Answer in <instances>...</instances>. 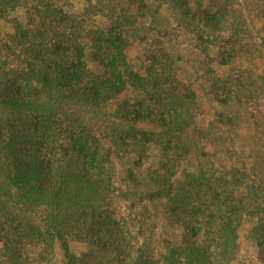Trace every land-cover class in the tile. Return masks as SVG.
<instances>
[{
	"label": "trees",
	"instance_id": "trees-1",
	"mask_svg": "<svg viewBox=\"0 0 264 264\" xmlns=\"http://www.w3.org/2000/svg\"><path fill=\"white\" fill-rule=\"evenodd\" d=\"M75 1L0 0V264L264 253V0Z\"/></svg>",
	"mask_w": 264,
	"mask_h": 264
},
{
	"label": "rangeland",
	"instance_id": "rangeland-1",
	"mask_svg": "<svg viewBox=\"0 0 264 264\" xmlns=\"http://www.w3.org/2000/svg\"><path fill=\"white\" fill-rule=\"evenodd\" d=\"M75 2L78 8H82V6H84V3L80 0L79 1L76 0ZM1 28H2V24H0V30ZM263 217L264 215L262 216V218ZM246 232H247L246 229H243L240 232V238L238 240L239 251L237 254V260L231 261L228 264H264V253L259 247L254 245L246 238V234H247ZM1 247H2V243L0 242V248ZM75 249L78 254L85 251L84 246L83 245L80 246L79 243L75 245Z\"/></svg>",
	"mask_w": 264,
	"mask_h": 264
}]
</instances>
